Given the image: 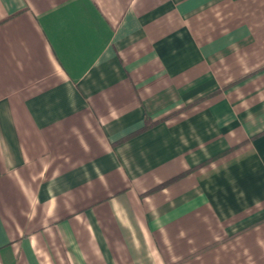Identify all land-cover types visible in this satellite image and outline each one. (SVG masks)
I'll use <instances>...</instances> for the list:
<instances>
[{
    "label": "crops",
    "instance_id": "1",
    "mask_svg": "<svg viewBox=\"0 0 264 264\" xmlns=\"http://www.w3.org/2000/svg\"><path fill=\"white\" fill-rule=\"evenodd\" d=\"M0 264H264V0H0Z\"/></svg>",
    "mask_w": 264,
    "mask_h": 264
},
{
    "label": "trees",
    "instance_id": "2",
    "mask_svg": "<svg viewBox=\"0 0 264 264\" xmlns=\"http://www.w3.org/2000/svg\"><path fill=\"white\" fill-rule=\"evenodd\" d=\"M153 125H154V123H151V122L148 121V122L146 123V125H145V127H144V129H143L142 131H144V130L150 128V127L153 126ZM142 131H140V132H142Z\"/></svg>",
    "mask_w": 264,
    "mask_h": 264
}]
</instances>
